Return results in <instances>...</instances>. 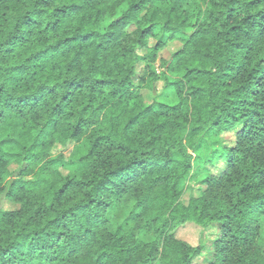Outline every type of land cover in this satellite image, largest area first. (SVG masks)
<instances>
[{"label":"clouds","instance_id":"1","mask_svg":"<svg viewBox=\"0 0 264 264\" xmlns=\"http://www.w3.org/2000/svg\"><path fill=\"white\" fill-rule=\"evenodd\" d=\"M0 264H264V0H0Z\"/></svg>","mask_w":264,"mask_h":264}]
</instances>
